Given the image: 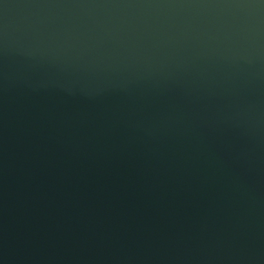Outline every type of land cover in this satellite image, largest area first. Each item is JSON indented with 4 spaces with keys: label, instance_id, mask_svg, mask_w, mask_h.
<instances>
[{
    "label": "water",
    "instance_id": "water-1",
    "mask_svg": "<svg viewBox=\"0 0 264 264\" xmlns=\"http://www.w3.org/2000/svg\"><path fill=\"white\" fill-rule=\"evenodd\" d=\"M0 264H264V0H0Z\"/></svg>",
    "mask_w": 264,
    "mask_h": 264
}]
</instances>
